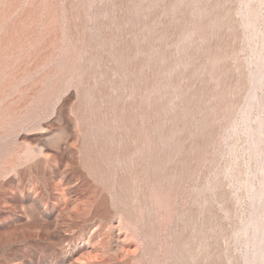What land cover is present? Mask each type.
<instances>
[{
	"label": "rangeland",
	"instance_id": "374dc122",
	"mask_svg": "<svg viewBox=\"0 0 264 264\" xmlns=\"http://www.w3.org/2000/svg\"><path fill=\"white\" fill-rule=\"evenodd\" d=\"M146 62L157 128L152 264H264V0H0V181H38L22 152L58 141L56 110L72 114L81 101L101 117L118 102L144 140Z\"/></svg>",
	"mask_w": 264,
	"mask_h": 264
},
{
	"label": "bare ground",
	"instance_id": "6f19581e",
	"mask_svg": "<svg viewBox=\"0 0 264 264\" xmlns=\"http://www.w3.org/2000/svg\"><path fill=\"white\" fill-rule=\"evenodd\" d=\"M152 63L146 64L143 74L144 140L139 137L142 125H137L135 115H123L118 102L112 101L110 112L101 117L100 112L101 116L84 112L81 101L71 107L72 114L62 108L56 110L58 141L47 143L45 138L46 142L33 143V148L22 152L38 168V181H0V264H136L143 255L152 264L157 143ZM60 161L66 163L64 170L48 165ZM142 164L146 173L144 214L139 210L141 188L136 181ZM44 165L46 173L42 171ZM8 169H13L15 176L22 173L14 160ZM128 176L135 181H127ZM57 177L61 181H54ZM11 182L17 184L16 193L7 192Z\"/></svg>",
	"mask_w": 264,
	"mask_h": 264
}]
</instances>
